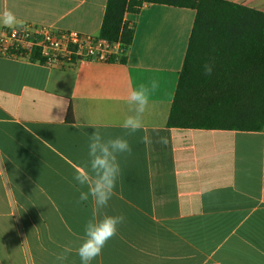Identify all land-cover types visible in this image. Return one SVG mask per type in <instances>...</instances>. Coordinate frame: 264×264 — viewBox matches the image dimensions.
Wrapping results in <instances>:
<instances>
[{
    "label": "crops",
    "instance_id": "crops-1",
    "mask_svg": "<svg viewBox=\"0 0 264 264\" xmlns=\"http://www.w3.org/2000/svg\"><path fill=\"white\" fill-rule=\"evenodd\" d=\"M107 1L0 0V12L98 37ZM226 1L264 12V0ZM195 17L163 4L127 13L134 40L116 49L126 64L0 55V264H57L65 248L64 264H81L76 249L95 209L91 199L77 203L86 189L74 166L87 162L93 131L124 135L128 93L153 80L144 127L126 137L132 155L119 157L103 210L126 219L92 264H264V131L168 126Z\"/></svg>",
    "mask_w": 264,
    "mask_h": 264
},
{
    "label": "trees",
    "instance_id": "trees-1",
    "mask_svg": "<svg viewBox=\"0 0 264 264\" xmlns=\"http://www.w3.org/2000/svg\"><path fill=\"white\" fill-rule=\"evenodd\" d=\"M145 4L196 11L168 126L264 131V12L226 0H108L98 37L129 49L135 27L125 15L138 13ZM12 55L46 64L40 48L8 52ZM117 60L127 62L124 53L108 62ZM209 62L214 70L206 76L203 66ZM65 121L75 122L71 104Z\"/></svg>",
    "mask_w": 264,
    "mask_h": 264
},
{
    "label": "clouds",
    "instance_id": "clouds-1",
    "mask_svg": "<svg viewBox=\"0 0 264 264\" xmlns=\"http://www.w3.org/2000/svg\"><path fill=\"white\" fill-rule=\"evenodd\" d=\"M0 24L8 28L22 27L23 21H20L11 10L5 9L0 12ZM213 70V63L204 64L203 71L206 76H211ZM157 88L158 83L155 80L151 81L150 86L140 84L133 88L127 97L133 114L126 116L121 124L124 135L106 137L99 130L93 131L87 146V162L81 166H74V180L81 189H86L79 191L77 203L91 199L95 209L93 216L84 224L81 243L76 249L81 264H92V261L101 256L105 246L118 235L119 227L125 222L123 214L108 215L103 210L109 206L121 173L119 157L132 155L133 149L126 137L143 129V114L148 110L151 96ZM141 140L147 143L149 137L144 136ZM160 142L167 141L162 137ZM70 251V248H65L57 254V264H64Z\"/></svg>",
    "mask_w": 264,
    "mask_h": 264
},
{
    "label": "built area",
    "instance_id": "built-area-1",
    "mask_svg": "<svg viewBox=\"0 0 264 264\" xmlns=\"http://www.w3.org/2000/svg\"><path fill=\"white\" fill-rule=\"evenodd\" d=\"M120 46L77 31H59L45 24L0 28V55L40 48L49 66H72L85 61L108 62L114 55H119L116 49Z\"/></svg>",
    "mask_w": 264,
    "mask_h": 264
}]
</instances>
